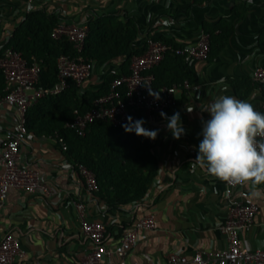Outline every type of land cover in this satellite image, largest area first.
I'll list each match as a JSON object with an SVG mask.
<instances>
[{"label": "crops", "instance_id": "1", "mask_svg": "<svg viewBox=\"0 0 264 264\" xmlns=\"http://www.w3.org/2000/svg\"><path fill=\"white\" fill-rule=\"evenodd\" d=\"M34 11L67 24H88L97 18L133 24L138 37L130 47L131 56L141 50L148 37L191 46L204 32L209 34L208 27H217L222 21L233 30L214 58L186 63L192 72V80H186L190 89L178 90L176 106L148 122L147 130L157 131L155 139L147 137L157 168L150 189L140 201L115 207L102 194L90 196L74 169L75 159L69 148V152H63L52 135L37 127L28 129L30 135L19 148L20 160L39 173L53 194L30 195L10 188L0 208V242L10 233L29 259L79 264L93 247L80 229L74 205L79 202L85 204L88 219L107 226L105 243L110 250L139 219L154 216L157 229L138 233L127 264H167L171 254L191 258L197 251L225 249L227 242L219 230L227 213L225 182L193 163L203 139V122L211 119L203 109L219 96H235L264 113V87L258 91L251 81L254 69L264 66V52L259 46L264 0H0V54ZM92 62L90 77L78 87L80 96L98 92L109 76L122 70L126 57ZM175 113H179L184 129L179 139L167 127V118ZM50 115V110H44L32 122L40 126ZM18 120L13 106L0 107V153L5 131L15 130ZM257 187L264 191V184ZM243 190L259 210L253 224L239 232L241 244L249 250L264 248V198H251L250 183L244 184ZM115 262L114 257L104 260L107 264Z\"/></svg>", "mask_w": 264, "mask_h": 264}, {"label": "built area", "instance_id": "2", "mask_svg": "<svg viewBox=\"0 0 264 264\" xmlns=\"http://www.w3.org/2000/svg\"><path fill=\"white\" fill-rule=\"evenodd\" d=\"M89 27L87 23L67 24L59 22L51 32L55 41L67 42L73 48L72 54H61L56 60L58 70L57 83L51 87L40 86V65L34 61L29 64L22 54L8 49L0 54V71L5 79V96H0L3 104L13 106L19 120L15 130L8 129L1 141L0 153V208L4 206L9 189L19 188L28 194L51 196L52 187L44 181L37 171L21 162L19 148L30 135L26 124V113L40 100L57 96L69 87V82L81 87L91 75L92 60L84 57L83 50ZM140 55L130 58L129 73L117 77L110 85L109 92L93 101L92 108L85 112L75 111L74 117L65 127L84 137L87 128L97 121H104L113 127L128 123V117L134 120L137 112H144L148 121H153L161 113L176 106V92L188 90L191 84H173L170 87H154V75L151 71L159 66L168 56L192 60H206L210 50V36L204 32L198 42L191 46H175L162 40L148 37L142 45ZM251 81L258 91L264 87V66L254 69ZM63 152L68 151L67 142L58 133L53 136ZM258 142L264 138L257 137ZM74 169L82 179L86 192L93 196L98 192L95 174L81 163H75ZM227 213L220 232L225 236L227 247L215 252L197 251L191 258L171 254L167 264H264V248L249 250L242 246L239 232L249 228L255 219L259 206L248 200L243 190L244 184L231 185L225 182ZM83 235L92 243V249L79 264H107L105 259L114 257L115 263L127 264V257L136 243L137 235L143 230H156L157 222L149 215L139 219L126 230L118 244L110 250L105 237L107 226L99 221L90 220L86 215L84 203L74 204ZM0 264H46L40 260L29 259L19 241L10 233L0 242ZM138 264V263H133Z\"/></svg>", "mask_w": 264, "mask_h": 264}, {"label": "trees", "instance_id": "3", "mask_svg": "<svg viewBox=\"0 0 264 264\" xmlns=\"http://www.w3.org/2000/svg\"><path fill=\"white\" fill-rule=\"evenodd\" d=\"M58 23L56 17L48 16L42 11L31 12L5 49L20 52L29 64L36 61L40 65L39 85L43 87H51L57 83V58L61 54L73 53L71 44L52 39V29ZM88 27L84 57L90 60L126 57L122 70L109 76L98 92H86L82 96L75 83L70 81L64 92L42 99L30 109L26 113V124L28 129L37 127L48 135L58 133L64 138L75 163L85 165L95 174L97 193L116 207L140 201L154 181L157 159L149 151L147 137L126 132L122 126L115 128L104 121L90 125L86 135L80 137L65 125L74 117L75 111H89L96 98L109 92L111 83L117 77L129 73V50L138 37V29L133 24H122L116 18L107 21L97 18L88 22ZM232 30V26L226 21L220 22L217 27L207 28L210 35L208 59L214 58L226 46ZM259 46L264 52V29L260 34ZM142 52L141 49L135 55ZM151 73L154 75L153 85L156 88L192 80L188 65L183 58L176 56H168ZM6 93L5 79L0 71V96H5ZM262 93L264 96V88ZM44 110H50L51 115L45 117L42 125L35 126L32 120ZM138 120L144 121L142 127L147 130L149 121L144 112L134 115L133 123Z\"/></svg>", "mask_w": 264, "mask_h": 264}, {"label": "clouds", "instance_id": "4", "mask_svg": "<svg viewBox=\"0 0 264 264\" xmlns=\"http://www.w3.org/2000/svg\"><path fill=\"white\" fill-rule=\"evenodd\" d=\"M203 110L210 113L211 119L203 122V139L193 164L231 185L250 183L251 198H264V191L257 187L264 184V142L257 141V137L264 138V113L232 95L219 96ZM167 119L168 129L179 139L184 133L179 113ZM143 123H133L128 117L122 127L126 132L155 139L157 131L146 130Z\"/></svg>", "mask_w": 264, "mask_h": 264}]
</instances>
